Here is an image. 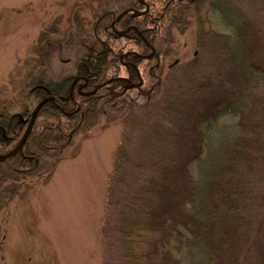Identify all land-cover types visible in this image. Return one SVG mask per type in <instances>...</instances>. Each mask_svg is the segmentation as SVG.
<instances>
[{"label": "trees", "instance_id": "1", "mask_svg": "<svg viewBox=\"0 0 264 264\" xmlns=\"http://www.w3.org/2000/svg\"><path fill=\"white\" fill-rule=\"evenodd\" d=\"M204 1L145 0L146 13H128L115 28L122 11L142 10L140 0H124L120 9L104 7L90 23L89 50L72 72L56 79L41 63L34 65L18 97L0 102V154L19 145L40 101L56 99L43 104L23 148L0 161V213L30 181L47 183L75 133L90 138L103 113L105 127L114 120L124 124L105 200L107 264L114 252L119 264H181L177 254L186 245L200 246L208 264H241L249 230L242 208L264 172V0H252L247 9L232 0L213 3L229 32L206 24L199 15ZM195 14L192 60L183 67L175 62L164 74V61L174 52L171 29L185 31ZM166 16L167 28L154 27ZM49 43L44 40L39 52ZM149 44L155 63L145 67L146 75L141 72L136 88L146 104L127 105L121 99L129 82L100 85L122 69L138 83ZM31 96L36 106L29 103ZM116 104L128 114L119 115ZM226 114L238 118L239 133L222 162L197 180L189 166L201 160L210 124ZM257 264H264V245Z\"/></svg>", "mask_w": 264, "mask_h": 264}, {"label": "rangeland", "instance_id": "2", "mask_svg": "<svg viewBox=\"0 0 264 264\" xmlns=\"http://www.w3.org/2000/svg\"><path fill=\"white\" fill-rule=\"evenodd\" d=\"M123 1L0 0V102L18 97L25 75L36 63H41L56 79L72 72L79 57L89 50L87 38L95 14L104 7L120 9ZM223 1L205 0L199 15L210 28L229 32L221 12L212 7L213 3L219 5ZM232 1L247 9L252 0ZM164 21V24L154 22V27L167 28L169 16ZM197 23L195 14L185 31L171 29L174 52L164 61V74L175 62L183 67L192 60ZM46 39L50 43L39 52ZM154 63L147 58L140 72L146 75L145 67ZM119 76H127L124 69ZM127 92L121 99L127 105L146 104L147 98L136 88ZM30 100L36 106L32 96ZM115 106L121 109L119 115L128 114L121 105ZM102 115L90 138H85L82 132L75 133L47 183L42 178L30 181L28 188L0 213V264H107L109 256L105 252L102 226L105 200L124 124L114 120L105 127L107 119ZM237 119L232 114L222 115L208 127L202 158L189 166L197 180L206 179L208 172L222 162L225 151L239 133ZM252 187L250 199L242 208L249 219V230L241 264H257L264 245V172ZM115 254L110 261L119 264ZM177 257L181 264H208L204 251L196 245H186Z\"/></svg>", "mask_w": 264, "mask_h": 264}, {"label": "water", "instance_id": "3", "mask_svg": "<svg viewBox=\"0 0 264 264\" xmlns=\"http://www.w3.org/2000/svg\"><path fill=\"white\" fill-rule=\"evenodd\" d=\"M142 1V0H141ZM129 12V10H124L119 16H118V18L115 20V22L116 21H118L121 17H123L126 13H128ZM145 11H138V13H140V14H142V13H144ZM114 22V23H115ZM150 45V44H149ZM155 52V48L154 47H152V54H150V55H148V56H146L147 58H151L152 56H153V53ZM139 76H141L140 75V73H139ZM119 79H127V78H124V77H119ZM107 83V82H106ZM135 85H137V84H133L132 86H135ZM72 92H73V88H72V90H71ZM71 92V93H72ZM50 99H52L51 97H47V98H45V99H43L41 102H39V104L36 106V108H35V111H34V113H33V116H32V118H31V121H30V123H29V126H28V128H27V131H26V133H25V135H24V138L22 139V141L20 142V144L11 152V153H9V154H7V155H0V161H4V160H7L8 158H10V157H12L14 154H16L19 150H21L22 149V147L24 146V144H25V142H26V140H27V138H28V136H29V134H30V132H31V129H32V127H33V125H34V123H35V120H36V117H37V115H38V112H39V110L41 109V107L43 106V104L45 103V102H47L48 100H50Z\"/></svg>", "mask_w": 264, "mask_h": 264}]
</instances>
